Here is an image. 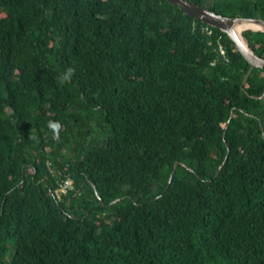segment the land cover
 Returning a JSON list of instances; mask_svg holds the SVG:
<instances>
[{
	"label": "trees",
	"instance_id": "obj_1",
	"mask_svg": "<svg viewBox=\"0 0 264 264\" xmlns=\"http://www.w3.org/2000/svg\"><path fill=\"white\" fill-rule=\"evenodd\" d=\"M188 1L264 20V0ZM248 68L166 0H0V264H264Z\"/></svg>",
	"mask_w": 264,
	"mask_h": 264
},
{
	"label": "water",
	"instance_id": "obj_2",
	"mask_svg": "<svg viewBox=\"0 0 264 264\" xmlns=\"http://www.w3.org/2000/svg\"><path fill=\"white\" fill-rule=\"evenodd\" d=\"M166 1L174 6H178L186 15L194 18L195 20L201 21L210 27L219 29L221 32L228 35L230 40L235 44L236 49L242 54L245 61L249 64V68L247 70L248 72L243 81V89L254 69H264V58H260L254 54L255 52L250 47V43L244 34L245 32L264 33V20L259 18H233L223 16L209 9L202 8L188 0ZM245 26H254L257 29H245L239 33ZM260 99H264V93ZM177 166L178 163H176L175 169Z\"/></svg>",
	"mask_w": 264,
	"mask_h": 264
},
{
	"label": "built area",
	"instance_id": "obj_3",
	"mask_svg": "<svg viewBox=\"0 0 264 264\" xmlns=\"http://www.w3.org/2000/svg\"><path fill=\"white\" fill-rule=\"evenodd\" d=\"M208 32V35H212L213 31L210 28L206 29ZM222 38L218 37L217 43H218V51L221 57L226 59V49L224 45L221 43ZM73 190V182L70 179H67L61 183L58 184L57 189L54 191V194L57 199H60L62 195H65L68 191Z\"/></svg>",
	"mask_w": 264,
	"mask_h": 264
},
{
	"label": "bare ground",
	"instance_id": "obj_4",
	"mask_svg": "<svg viewBox=\"0 0 264 264\" xmlns=\"http://www.w3.org/2000/svg\"><path fill=\"white\" fill-rule=\"evenodd\" d=\"M245 29H257V28H255L254 26H245V27L242 28V30H240L239 33H241Z\"/></svg>",
	"mask_w": 264,
	"mask_h": 264
},
{
	"label": "rangeland",
	"instance_id": "obj_5",
	"mask_svg": "<svg viewBox=\"0 0 264 264\" xmlns=\"http://www.w3.org/2000/svg\"><path fill=\"white\" fill-rule=\"evenodd\" d=\"M11 252H12V250H10V251L7 253V260L10 259V257H11Z\"/></svg>",
	"mask_w": 264,
	"mask_h": 264
}]
</instances>
